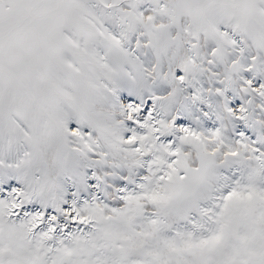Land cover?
<instances>
[{
  "label": "snow or ice",
  "instance_id": "obj_1",
  "mask_svg": "<svg viewBox=\"0 0 264 264\" xmlns=\"http://www.w3.org/2000/svg\"><path fill=\"white\" fill-rule=\"evenodd\" d=\"M0 264H264V0H0Z\"/></svg>",
  "mask_w": 264,
  "mask_h": 264
}]
</instances>
